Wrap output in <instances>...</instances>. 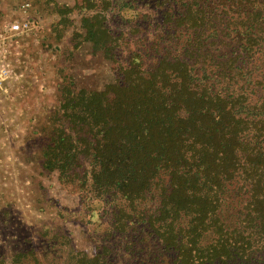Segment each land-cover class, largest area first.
<instances>
[{
    "label": "trees",
    "instance_id": "trees-1",
    "mask_svg": "<svg viewBox=\"0 0 264 264\" xmlns=\"http://www.w3.org/2000/svg\"><path fill=\"white\" fill-rule=\"evenodd\" d=\"M97 1L75 46L116 61L107 13L130 15L133 0ZM163 1L180 49L131 51L109 94L63 74L23 137L25 160L89 209L93 249H64L70 232L43 226L9 260L0 250V264H264V0Z\"/></svg>",
    "mask_w": 264,
    "mask_h": 264
},
{
    "label": "rangeland",
    "instance_id": "rangeland-1",
    "mask_svg": "<svg viewBox=\"0 0 264 264\" xmlns=\"http://www.w3.org/2000/svg\"><path fill=\"white\" fill-rule=\"evenodd\" d=\"M165 2L133 0L130 15L117 9L107 13L108 28L117 35V42H109L107 35L103 45L110 48L112 43L116 57L112 61L91 41L75 46L81 42L75 36L81 18L101 8L97 0H0V205L4 198L13 207L9 224L0 222V228H5L0 229V250L6 259L12 246L24 242L23 234L37 236L43 226L70 232L71 240L60 245L64 249L66 243L93 249L94 236L87 232L91 227L85 221L89 209L74 191L57 182L54 173L42 174L36 163L25 160L33 155L24 147L23 137L30 124L53 105L56 81L63 74L95 95L109 94L116 65L131 51L156 59L180 49L185 34L164 15ZM22 21H27L28 28L10 30L12 23Z\"/></svg>",
    "mask_w": 264,
    "mask_h": 264
},
{
    "label": "built area",
    "instance_id": "built-area-1",
    "mask_svg": "<svg viewBox=\"0 0 264 264\" xmlns=\"http://www.w3.org/2000/svg\"><path fill=\"white\" fill-rule=\"evenodd\" d=\"M27 5H28V4L25 3V4H23L22 6L25 7V6H27ZM26 28H28V23H27V21H22L21 23H19V22H15V23H12V24L10 25V30H11V31H15V32H18V31L23 30V29H26Z\"/></svg>",
    "mask_w": 264,
    "mask_h": 264
}]
</instances>
